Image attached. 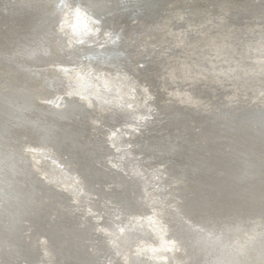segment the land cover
Wrapping results in <instances>:
<instances>
[{
  "label": "bare ground",
  "instance_id": "obj_1",
  "mask_svg": "<svg viewBox=\"0 0 264 264\" xmlns=\"http://www.w3.org/2000/svg\"><path fill=\"white\" fill-rule=\"evenodd\" d=\"M48 1V10L50 11L51 9L52 14L57 0ZM100 2L102 0H93V3L85 2V6H77L71 13H69V4H64L63 9L58 12V16L55 18L51 17L46 22H41L42 25L40 23L36 24V22L33 25H27V21H30L32 18H27L25 15L33 14L31 16H35V13H38L36 10H32V8L19 9V12H25L26 14L18 23L14 21V25H10L9 28L12 35L6 32L3 27L0 28V219H2L0 220V264H15L9 262L10 254L13 253L14 255L17 250H20V247H16L14 243L15 236L10 231L12 220L10 216L14 208L9 211L6 204L8 196L5 193L6 189L8 191L12 190L10 185L11 180L18 179V181H22L20 182L21 191H19L20 193L18 192L23 197L20 215L24 216L25 221H30L31 223L34 222V219H27L28 217L26 216L32 215L33 213L31 212L35 208L36 212H40L39 217H44L48 224L53 223L58 227L65 223L77 225V230H80V233L83 234L88 231L92 232L91 226L102 218V215L100 217L97 216L98 218L95 222L92 225L90 224V216L96 218L95 210L106 212L110 216L112 215L111 213H114L115 217L121 216L117 212L118 210L112 206V199L117 198V191L112 188L113 182L111 180L93 181L89 175L90 173L100 174L104 177L114 175L105 173L107 168L105 164H108V157L113 155L110 151L114 148L118 149V143H116L118 140L114 136H117V130L123 125V122L113 123V120H110L109 114L106 113L107 110H110V112L118 110L125 116L132 118H137L139 115L142 116L143 112L155 110L156 117L154 122L156 123L153 124L152 128L132 134L131 136L130 140L134 147V156L137 158L142 157V161L146 159H155L156 162L163 160L165 157L160 155L152 156L153 153H148V149L152 144L155 148L162 146L164 137L167 136L165 138L168 143L163 146L168 145V147H171L170 145L180 144L178 147L181 151L178 152L181 155L178 157L184 155L183 160L178 159L176 164L180 165L185 160L191 158L196 168L198 167L197 169L205 170L206 175L210 176V182L214 187L210 189L207 187V181L203 182L201 188L204 192L198 197L194 195L197 188L194 186L187 188L188 192L193 191L192 197V194L180 192L178 185L181 177L185 176L189 179L194 177L192 170L186 166L179 168V166L175 165L169 171L165 169V172L169 173V176L174 179L172 182L167 183L169 187H172V193L178 192L180 195H183L185 204H187L186 206H191L192 208L189 209L195 212L191 213L186 210L187 215H184L186 219L198 218L200 216L202 218L206 211L213 212L216 210L224 214V216L221 215L222 218L229 215L235 216L240 213L244 217L247 215H251V217L264 216V193L258 192L260 188L264 190V169L260 165L255 164L253 166L259 171L261 170L260 174H255L252 179L247 178L242 180L239 184L245 187L239 190H237L236 179L240 177L227 174L224 171L220 179L219 177L215 179L214 175V172H217L216 168H221V170L231 169L232 167L227 166L236 164L237 159L241 158L242 154L245 155L249 150L255 151L256 149V151L258 150L264 156V139L259 138V135L264 134V129H261L262 127L258 125L259 123L253 124L251 120L239 121L233 117L241 110L240 105H244L245 102L253 101L251 104H256L259 107V103L264 100V98H260V95H264V91L257 87L255 91H260L261 93L259 94H235L233 92L234 89H243L245 87V81L238 76L239 80L237 84H234L235 86L231 84L233 86L231 91L222 92L226 98H222L221 100L226 99V102H229L228 104L226 103L227 106H224L225 108L218 110L215 107V96H213L215 100L210 99L207 102V104L211 105L207 106L206 104L205 111L203 110L202 113L200 112L202 111L201 108L196 113L189 111L190 109H185L187 112L184 113L182 106L180 109H176L172 102L166 101L167 97L174 98L176 95L178 97L182 95L183 98L189 101L190 105L192 104L190 102L199 98L192 100L193 97L190 98L187 93L188 87L194 88L195 86L202 90L210 89V86L217 87L214 84L208 83L211 80L210 78H212L211 75L210 78L200 76L203 70L207 72H219V75L224 71L223 80L227 81L229 77L227 73L234 71L229 64L238 60L234 59L237 55L231 56L227 52L228 48L233 50L232 53L236 49L239 51V49L244 50L247 47L249 48L248 50L253 52H260L262 55L252 60L253 63L256 62L253 64V67L261 60H264V21H262L264 20V0H156L155 10L158 13L147 22L143 21L141 24L131 26L127 30L121 29V25L127 23H122L118 19L104 22L103 26L106 31L100 43L104 46L106 43V46L103 47L102 56L96 57L92 63H83L82 65L79 62V56L85 50H95L92 41H86L87 38H90V29H92L94 24L93 26L89 25V18L85 11L89 10L91 18L95 20V26L98 24V27L101 28L102 23L100 24V21L102 19L97 15V9L99 12L101 11L99 9ZM229 11L232 14L240 12L242 15H245L246 19L253 21V24H251L252 22L243 24L239 28L242 32L240 34L237 29L238 27H235L232 22L228 26L229 28H235L234 37L230 38V33H228V36L222 38V31H224L223 33L228 31H226L227 26L222 21L223 19L220 20V16L229 14ZM24 18L26 24L23 23V28L22 20ZM33 19L35 21L36 17ZM64 22H69L68 26ZM119 22L118 28H115ZM20 23V29L14 28V26ZM53 24H56L53 27L54 33L50 29ZM62 24L65 26L61 27ZM254 24L256 29H254ZM0 25H2L1 21ZM81 26L82 29H79ZM251 26L255 36L259 29L262 28L263 31L260 30L261 33L258 34L262 35L259 37L262 40L258 39V41L253 42L252 34L246 35ZM92 30L93 32L95 31L94 29ZM17 34L18 36H16ZM43 35H45L47 40L42 38ZM42 42L50 48V53L44 56L42 55L43 53H40L38 57H32V59L26 57L20 47L30 44V49L39 48L43 46ZM88 43L92 46L89 47L87 45L86 48V44ZM123 48L127 49L126 57L129 58L123 61L124 64L118 68V65L111 59L114 56L116 58L119 54L117 51L120 52L121 49L124 50ZM204 49L207 50L208 54L203 52L205 51ZM110 51L114 52L110 54ZM106 54L110 55L105 56ZM102 58L104 61H102ZM230 58L233 61H229ZM9 59H12L13 62L15 60L22 61L23 66L8 65ZM26 60L30 63L27 64L28 61ZM140 63L143 64L142 67L138 66ZM69 66L77 68L69 70ZM85 66L97 70L95 75L98 76V80L94 79L93 85L89 84L93 79L90 80L89 74H85L88 72L85 70ZM223 66L228 67V70H219V67L222 68ZM84 67V70L81 69ZM167 69L179 72L183 70L182 72L184 73L180 75L178 73L177 78L173 77L172 84H168V82H162L165 77H161L155 73L156 70L164 72ZM112 71L119 73L113 75V77L108 76L112 75L109 74ZM238 73L241 74V72ZM184 76L188 81L185 80ZM195 77L199 79L194 81ZM132 78L134 80H131ZM145 79H148L150 82H147ZM216 79L219 82L221 81L220 78ZM184 81L190 82V85L184 84ZM167 84L170 86H167ZM138 85H140L139 88L137 87ZM143 92H146V96L141 99L140 96ZM214 95L218 96L219 94L215 91ZM247 98L251 99L246 100ZM59 99L58 105L55 104L56 107H54L52 105L53 102ZM98 99H101L102 103L100 104L103 106L97 109L96 101ZM218 100L220 98H217V102H219ZM163 101L166 102L162 104ZM115 102L118 104L113 106ZM185 102L187 103V101ZM11 103H17V108L10 106ZM123 104L124 106H122ZM257 106H254V108ZM263 108L264 105L262 104L259 110L257 108L251 112L252 115L257 114L258 116L259 113H263ZM225 109L227 110L223 111ZM193 113L195 114L191 119ZM229 114L233 116H229ZM233 119L235 122L232 121ZM185 130L186 133L183 134ZM158 131L159 135H152ZM180 138L183 140L177 141ZM87 152L91 153L93 157L90 155L85 158L80 156H87ZM192 152L194 155L202 156L199 163L193 161ZM50 157L55 160L51 161ZM222 160L224 163L220 164L219 162H222ZM255 160H257L256 157ZM255 160L254 162H256ZM205 162L210 163V165ZM62 163L66 169H61L59 165ZM70 164L75 168L70 166ZM146 166L139 165V170H136L138 168L133 169L134 175L142 177V174H139V172L142 171L141 173H143ZM71 170L73 171L71 174L67 173ZM113 173L117 174L118 172L113 170ZM62 175H64L63 178L65 177L68 180L63 186L55 183L58 177ZM71 176H75L79 180L77 185L75 179L69 181ZM129 176L133 175L130 173ZM84 179L88 180L85 187L81 182ZM224 179L229 180L225 186L220 182ZM254 181H260L259 185L252 183ZM191 182L195 183L196 181L192 179ZM73 189H76L78 192L83 190L84 195L87 197L86 200H82L79 193V196H73ZM157 189H159L158 186ZM60 190L63 191L61 193L62 198H57L59 197L57 194L60 193ZM149 190L147 189L148 194H144L145 198L150 197L151 193ZM187 195L189 196L188 200L191 201L187 200ZM72 198L75 199V206L68 205V201L73 200ZM4 199L6 200L4 201ZM11 200L9 206L16 205L19 202L17 199ZM151 201L150 199L147 203L152 206L153 201ZM52 202L53 204H51ZM125 205L127 206V204ZM144 207L145 205L141 207L137 206L133 210H130L127 216L121 217V223L123 224L119 229L111 228V224L102 228V230L99 229V231H102L103 237H106L109 242L116 241L118 244L115 250L117 256L122 254L124 257H129L133 261V264H139L135 262L133 253L143 255L144 257L151 256L149 258L150 261L145 260L148 263L151 262V264H176L179 257H176L174 253L170 254L166 251L173 249L172 247L176 243L184 248H187V244L178 243L172 237L164 238L165 241L162 239L161 242L159 240V236L161 235L162 237L164 231H168L169 225L167 223L180 224L175 213H170L171 210L170 212L164 210L166 206H157L158 208L156 209L151 207L153 212ZM137 209L142 211H138ZM212 217H215V215ZM23 220L22 225L24 230L26 227L28 228V233L34 225L30 223L28 226H25ZM109 220L110 218L108 222ZM99 222H97L98 225ZM16 224H19L18 220ZM137 224H140V227ZM251 228L253 229V227ZM251 228L250 231L245 233V235H249L248 237H252L255 234V230ZM136 230L139 231L137 232ZM141 231L147 233V236L140 234ZM204 231L206 232V229ZM213 231L216 232L215 230ZM153 233L158 237L156 242L149 239V237L155 238ZM37 234L40 233L38 232ZM28 235L30 236L31 233H28ZM28 235L26 234L25 236ZM102 235L100 233V236ZM38 236L29 237L31 244H27L28 247L35 250L40 249L43 259L37 264H48L49 261H51V264H84L80 261H67L62 256L66 252V249H63L64 247L70 253H74L80 260L83 259L89 262L86 264H94L95 262V248L91 250V253L84 254L87 244L84 238H80L75 242L77 247L74 251V245L70 244L72 239H70L68 234L55 235L54 238L57 239L54 240L49 239L47 235ZM150 240L153 242L152 244L147 243ZM220 242L217 243L221 244L222 253L226 255L225 246L230 245L234 241L228 242L229 244ZM40 243H45L47 246L41 250V248H37L36 246V244ZM8 249L11 250L8 251ZM80 252H83L84 255L80 254ZM172 257L173 260H170ZM185 257L186 255L183 258ZM14 258L15 260L17 259L16 257ZM57 258L62 259L61 263L55 262V259L58 260ZM189 258L185 259L190 260ZM235 260L237 263L244 264L237 259Z\"/></svg>",
  "mask_w": 264,
  "mask_h": 264
},
{
  "label": "water",
  "instance_id": "obj_2",
  "mask_svg": "<svg viewBox=\"0 0 264 264\" xmlns=\"http://www.w3.org/2000/svg\"><path fill=\"white\" fill-rule=\"evenodd\" d=\"M71 1H74V0H59V2L57 0L56 1V7H54L55 9L51 14V9H50V11L48 10V8H49V6H48L49 1L48 0H0V21L2 22V25H0V28L3 27L6 32L11 34V29L9 27H10V25H14V21H17V23H18V21L24 17V15L26 13L25 12L24 13L19 12V9H24V8H26V9L32 8V10H36L39 13V14L35 13V16H31L33 14L25 15V17H27V18L28 17L32 18L30 21H27L28 22L27 25L28 24L33 25V24H35V22H36V24L40 23L42 25L41 22H46V20H49L51 17L55 18L56 16H58V14H59L58 12H60V10L63 9L64 4H68ZM57 2H58V5H57ZM85 2L86 3L87 2L93 3V0H83L82 3H85ZM155 6H156V0H109V1L102 0V2H100V5H99V9L101 11L99 12V10L97 9V11H98L97 15L100 17V19H109V18H112L115 20L118 19L122 23H125V22L128 23L131 20H139L140 22H143V21L147 22V21L153 19L151 17L158 13L157 10H155ZM4 11H7V12H4ZM229 12L230 13L227 15H222L223 17L220 16L221 18L219 17L220 20L223 19L222 21L225 22V25L227 26L226 31H228L226 33H223L224 31H222V34H221L222 38H225L226 36H228V33H230V38L234 37V29L235 28H229V26H228L232 22H233V25L235 27H238L237 29H238V32L240 34L242 32L239 28L243 24H248L251 22H252L251 24H253V21H251L250 19H246L245 15H242L240 12H238L237 14H232L231 11H229ZM34 17H36L37 21L36 20L34 21V19H33ZM219 18H218V20H219ZM24 20H25V18L22 20V24L23 23L26 24V20L25 21ZM262 21H264V20H262ZM118 24H120V22L116 24L115 28H118ZM55 25L56 24H53V26L50 28L52 33H54L53 27ZM16 26H18V27H16ZM16 26H14V28L20 29L21 23L17 24ZM22 26L24 28V24ZM121 26H122V28H121L122 30H124V29L127 30L131 27V26H127V24H124ZM254 26H255V24H254ZM115 28H113V29H115ZM254 29H256V26L254 27ZM260 30H262V28L259 29L257 35L255 36L254 32L252 31V26H251V28L248 30L246 35L248 36V35L252 34L251 37H253L252 38L253 42L256 40L258 41L259 37L262 36V35H258L261 33ZM18 34H20V33H18ZM18 34L16 36H18ZM8 38H10V37L8 36ZM42 38L46 39L45 35H43ZM156 39H158V38H156ZM259 40H262V39H259ZM8 41H10V40H8ZM42 43H43V46H40L39 48L30 49V44L29 45L25 44V45H22L20 47H21L22 52H24L25 56L30 57L32 59V57H35V58L38 57V55L40 53H43L42 54L43 56L48 55L50 53V48H48V46L45 45L44 42H42ZM105 46H106V43H105ZM238 48H239V46H238ZM123 49L124 50L121 49L120 52L117 51V53H119V54L116 58L114 56L111 59L115 62V64L118 65L117 66L118 68L124 64L123 61H126V59L129 58V57H126L127 49L126 48H123ZM248 49H249L248 47L245 48L244 50L239 49V51H237V49H236L237 52L235 51L234 53H232V51H233L232 49H229V48L227 49V52L230 53L231 56L237 55L234 58L235 60L238 59L236 62H231L229 64L230 66H232L234 71L227 73L229 75L227 81L223 80V78H224L223 75H225V74H223L224 71H222L220 73V75H219V72H216V73L215 72H207L206 70L201 71L202 73L200 76L210 78V75H211L212 78H210L211 80L208 81V83L214 84L217 87H215V86L211 87L210 86V89H207V90H202L199 87H195V86H194V88L188 87L187 93L190 96V98L193 97L192 100L195 98H199L198 100L195 99V101L190 102V103H192V104H190L192 106L189 105V103H188L189 101L186 100L185 98H183L182 95H180L179 97L176 95L174 98L167 97L166 101L172 102V104L175 105L176 109H180V107L182 106L184 108V113L187 112V111H185V109H187V110L190 109L189 111H194L196 113L197 111L200 110V108L202 109V111H200L202 113L204 108H206L205 106H206L207 102L210 99H213V96H215L216 97V104H214L215 107H217L218 110L225 108L229 102L227 103L226 99L221 100L222 98H226V96H224L225 94L224 93L222 94V92L227 91V90L231 91L232 87L235 86L239 80L238 76H240V78H242L243 81H245V83H244L245 87L243 89H240V88L234 89L233 92L235 94L240 95V93H241V95H242V93H244V94H252V93H258L259 94V93H261L260 91H255V90L257 89V87H259L260 90L264 91V71H263L264 70V60L263 61L261 60L260 62H258L253 67V64H255L256 62L253 63L252 60H254V58H256L257 56L260 57L262 54L260 52L256 53V52H253V51L248 50ZM111 52H114V51H110V54H111ZM203 52L205 54H208L207 50H205ZM102 53H103V49L100 50V49L95 48V50H85V52L79 56V61L84 62V63H92L95 61L96 57L102 56L101 55ZM104 54H105V52H104ZM110 54H106L105 56H109ZM111 60H110V62H112ZM9 61L10 62L9 63L7 62V64L10 66L12 64H14V66H23L22 61L15 60L13 62L12 59H9ZM26 61H28V60H26ZM102 61H104L103 58H102ZM229 61H233L232 58H230ZM28 63H30V62L28 61L27 64ZM27 64H26V66H28ZM153 66H155V65H153ZM220 69L221 70L224 69L225 71H227L228 67H225V66H223L222 68L219 67V70ZM183 70H185V69L183 68ZM182 71L179 72L177 70H172V69L168 70L167 69L164 72L156 70L155 73L161 77H165V79L162 80V82H165V83L168 82V84H172L173 77L177 78L178 73H179V75L184 73ZM238 72H241V74ZM242 73H243V77H242ZM196 78L197 77L194 78V81L199 79V78L198 79H196ZM216 78H220L221 81L220 82L217 81ZM131 80H134V78H132ZM145 80L147 82H150L148 79H145ZM185 80L188 81V79L186 77H185ZM187 81H184V84L190 83ZM168 84H167V86H170ZM231 84H233V86H231ZM139 86L140 85H138L137 87L139 88ZM155 87H157V86H155ZM189 88H191V89H189ZM220 90H222V91H220ZM215 91L217 94H219L218 96L214 95ZM143 94H146V92L145 93L143 92ZM217 98H220V100H218L219 102H217ZM260 98H264V95H260ZM250 99L247 98L246 100H250ZM213 100H215V99H213ZM185 101H187V103ZM165 102L163 101L162 104ZM181 102H183V103L180 106H178ZM252 102L253 101H249L247 103L245 102L246 104L244 103V105H240L241 110L238 111L235 116L230 115V114H229V116H233L234 118L238 119L239 121L240 120H243V121L251 120V123L252 122H253V124L259 123L258 125H260V127H262L261 129H264V112L259 113L258 116H257V114L252 115V113H251L252 111H254L257 108H258L257 110H259L260 106H262V104L264 105V100L259 103V107L256 104L252 105L251 104ZM16 104L11 103L10 106H14L15 108H17ZM96 105H97V109L100 108V105L98 103H96ZM208 105H211V104H207V106ZM254 106H257V107L254 108ZM226 110L227 109H225L223 111H226ZM262 110H264V108ZM108 111L109 110H107V112ZM195 113H193L191 115V119L193 118ZM232 121L235 122L234 119ZM154 123H156V122H154ZM152 126L150 128H152ZM159 131L157 133L155 132V134H152V135H154V136L159 135ZM184 133H186V130L183 132V134ZM181 136H183V135H181ZM165 137H167V136H165ZM165 137H164V140L162 142V146L155 148L152 144L150 146V148L148 149V153H153L152 156L160 155V156H163L165 158L161 161L156 162L155 159H149V160L146 159V160L142 161V157H138V158L135 157V158H137L138 162L141 161L139 164L140 165H147V166L150 164H155V163L161 164V165L163 164V166H165V169L168 171L170 169H172V167H175V166H179V168H181L183 166L190 168L194 174V177L192 179H195L196 182L192 183L191 182L192 179H189V178L183 176V177H181V180L179 181L178 185H179L180 192L183 191L184 194H186V192H187V194H192V197H193V191L188 192L189 190H187V188H190L193 186L195 188H197V191L194 192V195L197 197L204 192V190H202V188H201V185L203 184V182L207 181V187L212 189L214 187V185H212V183L210 182V179H209L210 176L208 177L206 175L205 170L197 169L198 167L196 168V166L192 162L191 158L189 160H185L180 165L176 164L178 159H180L182 161L184 158V155L181 156L182 158L178 157L181 155V153L179 154V152H178V151H181L180 148L178 147V145H180V144H176L173 146L170 145L171 147H168V145L163 146L164 144L168 143L166 141ZM259 138L264 139V134L259 135ZM182 140L183 139L180 138L177 141H182ZM75 144H77V143L75 142ZM72 145H73V143H72ZM166 148H167V150H166ZM110 152L113 154L114 151L112 150ZM89 155L91 157H93V155L89 152H87V156H84V155H80V156L85 158V157H89ZM192 155H193V157H192L193 161H196L197 163H199L202 156L201 155H194L193 152H192ZM255 157L257 158V160H255ZM254 160L256 162H254ZM205 163H207V162H205ZM219 163L223 164L224 161L222 160V162H219ZM207 164L210 165V163H207ZM255 164L260 165L262 167V169H264V156L258 150L256 151V149H255V151L249 150L245 153V155L242 154V157L237 159L236 164H234L232 166H227V167H232L231 169L221 170V168H216L217 172H214L215 179H217L218 177L220 179L223 176V174H222L223 171L227 174H231V175H234L236 177H240V178L236 179V183L238 186L237 190H239L242 187H245V186H241L239 184L242 180H245L247 178L252 179L255 174H260L261 170L259 171L257 168L253 167V166H255ZM105 166L108 168V169L106 168L107 171L105 170V173L106 174L110 173V174H114V175H111L109 177H104L103 175H100V174L98 175L95 173H90L89 175L93 179V181H97V182L98 181H104V180H107V181L111 180L113 182L112 188L115 191H117L114 184H116L118 182V180L120 179L121 172L117 169H114V167L110 166L109 164H105ZM98 167H100V166H98ZM73 168H75V167L73 166ZM113 170L118 172L117 173L118 176H117V174L113 173ZM186 170L188 171V169H186ZM109 171H111V172H109ZM139 174H140V172H139ZM166 174L168 175V178L170 179L171 177L169 176V173H166ZM134 176H136L137 178H140L139 175H134ZM59 180H60V176L58 177L57 181H59ZM173 180H174L173 178L170 179V182H172ZM228 181L229 180L224 179L220 182L223 183L225 186L228 183ZM20 182H22V181H18V179L11 180L10 185L12 187L11 188L12 190L8 191L6 189V193H5L6 196H8L7 202H6V204L8 206V210L10 211V209L14 208V210L10 216V218L12 219L10 231H11L12 235L15 236L14 243L16 244V247H20V250L19 251L17 250V252L14 255H13V253L10 254L9 262L15 263V264H17V262L20 260V258H26L27 257V259H30V258L34 257L38 260L43 259L41 257V254H40V249L35 250L34 248L27 246V244H29V245L31 244V241L28 238H26V236L23 234L24 227L22 225L23 224L22 220L24 219V216L20 215L23 197L20 194H18V192L21 191ZM81 182H82V185L85 187L86 186L85 184H87L88 180L84 179V180H81ZM259 182L260 181H254L252 183L259 185ZM234 185H236V184H234ZM129 186H128L129 189H131V188L134 189V187H132L134 185H129ZM76 189H73L72 192L74 193V191ZM166 190L169 191V193L167 192L168 196H170V198H173L176 201L177 207L175 208V210H173L171 212L166 207L164 208V210H166L167 212H170V213H175V216H176L177 220L180 222V224L167 223L169 225L168 231H164L163 236L162 237H161V235L159 236V240L161 242L162 239H163V241H165L164 238H169V237L171 238L172 237L173 239H175V241L177 240L176 242H178V243L187 244V248H184L181 245L176 243V245H173V247H172L173 249H168V251H166V252H169L170 254L174 253V255H176V257H179V258L181 256H185V255L190 256V257H194V258H191L192 264H240V263H237L235 259L239 260L241 263H244V264H255V263L256 264H264V216H262V217L261 216L260 217L252 216L251 217V215H249V216L247 215L244 217L240 213L241 215L240 214H236L235 216L229 215L227 217L222 218L221 215L224 216V214L220 213L219 210H216L213 212L206 211L203 214L202 218L200 216L198 218L186 219L184 217V215H187L186 210H188L191 213H195L194 211L189 209L192 207L189 205H188V207L186 206L187 204H185V201L183 199L184 198L183 195H180V193H178V192L172 193V191H171L172 187H169L167 185ZM209 192H210V190H209ZM258 192L264 193V190L262 188H260L258 190ZM258 192H257V194H258ZM61 193H63V191L60 190L59 194H61ZM188 197L189 196L187 195V200H188ZM11 199H13V200L17 199L19 202H17L16 205L9 206L10 202L12 201ZM131 199L132 198H131L130 192L128 194H126V191L121 192V194L119 192H117V198L112 199V202L120 201V200L130 201ZM150 199H151V195H150V197L149 196L147 197V201ZM5 200L6 199H4V201ZM188 201H191V200H188ZM146 203L147 202L144 201L142 204H138L137 206L141 207L143 205H146ZM51 204H53V202ZM74 204H75V199L71 200L70 202L68 201V205L75 206ZM148 205H149V207L151 206L149 203H148ZM9 207H11V208H9ZM138 211H142V210H138ZM37 214H39V215H37ZM214 215H215V217H212ZM39 216H40V212L34 213V214H32L30 216H26V217H28L27 219L33 218L34 221L37 218L44 220V217H39ZM0 220H2V219H0ZM17 220H18L19 224H16ZM50 226H51V228H49V229L51 231H54L53 233L56 235L61 236L64 234H68L70 236V239H72V242L70 244L74 245V251H75V249L77 247V244L75 242L77 240L73 237L77 236V234L80 233V230H77V228H78L77 225H73V224L68 225L65 223L64 225H60V227H58V226L54 225L53 223H51L49 225V227ZM251 227H253V229ZM250 228L252 230H255V234L252 237H248L249 235L247 236V234L245 235V233L247 231H250ZM35 229H36V226H34V230ZM204 229H206V232L204 231ZM213 230H215L216 232H214ZM162 232H163V230H162ZM140 234L147 236L146 235L147 233H144V231H141ZM42 235H47L48 238L51 240L57 239V238H54L55 236L51 232L50 233L45 232ZM153 236H155V238H151L149 236L148 237L152 241L156 242L158 240V237L155 233H153ZM240 237H241V239H240ZM220 241H222L226 244H229L228 242L234 241L230 245L225 246L226 247V249H225L226 255H224L222 253L223 249L220 248L221 244L217 243V242L221 243ZM52 243H54V242L52 241ZM36 246H37V248H41V250H42V248L44 249V247L47 245L45 243H40V244H36ZM63 249L64 250L66 249V252L63 253L62 256L65 257L67 261H72V262L80 261L81 263H84V264L89 263L86 260H83V259L80 260L74 253H72V252L70 253L66 247H64ZM120 249H122V248H120ZM9 250H11V249H8V251ZM81 253L83 255V252H80V254ZM192 254H195V255H192ZM133 255L135 256L134 258H135L136 263L151 264V262L148 263L147 261H145V260L150 261L149 258H151V256L150 257H147V256L144 257L143 255H137L136 253H133ZM118 256H120V258L122 260H124L123 261L124 264H133V261L129 257L128 258L124 257L122 254L118 255ZM14 257H16L17 259L15 260ZM234 257H236V258H234ZM57 259L62 261V259H59V258H57ZM58 260L55 259V262L58 263ZM170 260H173V257L170 258ZM48 264H51V261H49ZM176 264H178V263H176Z\"/></svg>",
  "mask_w": 264,
  "mask_h": 264
},
{
  "label": "rangeland",
  "instance_id": "obj_3",
  "mask_svg": "<svg viewBox=\"0 0 264 264\" xmlns=\"http://www.w3.org/2000/svg\"><path fill=\"white\" fill-rule=\"evenodd\" d=\"M83 2V0H74V1H71V2H69L68 4V6H69V13H71V12H73L72 10L76 7L77 8V6H81V7H83V6H85L84 5V3H82ZM87 9V8H86ZM84 11H85V9H84ZM85 13H86V15H87V17L89 18V25L90 26H93V24H94V26L92 27V29H94L95 31L93 32V30L92 29H90L91 30V35H90V38H92V39H90V38H87V40L86 41H92V44L94 45V47L96 48V49H103V47H105L103 44H101L100 42H101V40H102V36L104 35V33H105V31H106V29H105V27L103 26V23L104 22H106V21H111V20H115V19H112V18H109V19H106V20H104V19H102L101 21H100V24H101V28H99L98 27V24H97V26H95V20H93L92 18H91V13L89 12V10L87 9L86 11H85ZM64 24L66 25V26H68V24H69V22L67 23V22H64ZM64 24H62L61 25V27H63V26H65ZM139 24H141V22L139 21V20H131V21H129L128 23H127V26H135V25H139ZM79 29H82V26L81 27H79ZM120 31V30H119ZM99 38H101V39H99ZM97 38V39H96ZM100 43V44H99ZM99 44V45H98ZM87 45H89V47L90 46H92L91 44H87ZM87 45H86V47H87ZM82 46V45H81ZM100 47H102V48H100ZM80 62V61H79ZM83 63L84 62H80V64H82L83 65ZM138 66H140V67H142L143 66V64L142 63H140ZM85 67H86V69H85ZM84 68H81V69H85L86 71H88V72H86L85 74H89V77H90V80L91 79H93V80H91L92 82H90L89 84L90 85H93V81H95V80H98V76H96L95 74L97 73V70L95 69H91L89 66L87 67V66H85ZM73 69H76L77 67H72ZM70 66L68 67V69L70 70V69H72ZM79 68V67H78ZM91 71V72H90ZM117 73H119V72H116V71H112L111 73H109V74H112V75H108V76H112L113 77V75H117ZM95 79V80H94ZM144 96H146L145 94H141V96H140V98L142 99V98H144ZM144 100V99H143ZM142 100V101H143ZM59 101H60V99L57 101V100H55L54 102H53V104L52 105H54V107H56V105L55 104H57L58 105V103H59ZM103 102H106V101H104V100H102ZM115 101V100H114ZM97 103L100 105V107H102L101 106V104L100 103H102L101 102V99L99 100L98 99V101H97ZM105 104V103H104ZM118 104L117 102H115V103H113V106H116V105ZM122 106H124V104L122 105ZM113 112V113H112ZM108 114H109V116H110V120L113 122V123H119L120 121H122L123 122V125L119 128V130H117V142L116 143H118L117 145H118V149H112L114 152H113V155H110L108 158L110 159V161H109V159H108V164L110 165V166H112V167H114V169H117V170H119L120 172H121V176H120V179L118 180V182L116 183V184H114V186L115 187H117V192H119L120 194H121V192H125L126 191V194H128L129 192L131 193V202L130 201H126V200H120V202L122 203H120L119 201H114L113 203H112V206L114 207V209H116V210H118L117 212L121 215L120 217H115L114 216V213H111L112 215L110 216V215H107L106 214V212H101L100 210H95V217L96 218H92V216H90V219L89 220H91V225H92V223H94L95 222V220L98 218V217H100L101 215V217L102 218H100L99 220H97L96 221V224H94V225H92L91 226V230H92V232L91 231H88V232H85V233H83V234H81V233H78L77 234V236H74L73 238H75L76 240H78V239H80V238H84L85 239V243H87L86 244V250L84 251V254H89V253H91L92 251V249H96V253H95V255H96V257H95V255H94V258H95V262H94V264H123V260L121 259V258H118V257H120V256H117V254L115 253L116 251V247H118L117 245V243H116V241L115 242H109L108 241V239L106 238V237H103V235H102V228H105L107 225H111L112 227L111 228H114V229H119L120 227H122V224L123 223H121V217L122 218H124L125 216H127L129 213L128 212H130V210H133L134 208H136L137 207V205L138 204H142L144 201L145 202H148L147 201V198H145V196H144V194H148V191H147V189H150L149 191H150V193H151V200L153 201H151L152 202V206H150L149 207V205H148V203H146V205H145V209H147V210H149L150 212H153V209L151 208V207H154L155 209L156 208H158V207H161V206H166L167 207V209L170 211H173V210H175V208L177 207L176 206V201L173 199V198H170V196H168V194H167V192L169 193V191H167L166 190V188H167V183H170V179H172V177L169 179L168 178V175L166 174V172H165V168H164V166L163 165H161V164H150V165H148V166H146V167H144V170H143V173H141L140 172V174H142V177H140V178H137L136 176H134V170L133 169H136V168H138V169H136V170H139V162L137 161V158H135V156H134V154H133V150H134V147H133V145L131 144V136H132V134H135V133H140V132H143V131H146L147 129H149L153 124H154V120H155V117H156V111L155 110H151V111H146V112H143L144 114H142V116L141 115H139L137 118L135 117V118H132V117H127V116H125L124 114H122V112L121 111H118V110H113V111H111L110 112V110H109V112H107ZM111 113V114H110ZM117 113V114H116ZM146 113V114H145ZM116 115H118V116H116ZM123 117H122V116ZM137 124H138V126H137ZM128 125V126H127ZM132 127V128H131ZM131 130V131H130ZM135 130V131H134ZM139 132H138V131ZM126 132V133H125ZM128 132V133H127ZM134 132V133H133ZM119 133H120V135H119ZM127 134V135H126ZM126 136V137H125ZM114 137H116V136H114ZM125 138V139H124ZM122 139V140H121ZM125 140V141H124ZM120 153V154H119ZM49 159H51V161H53V160H55L54 158H52V157H50ZM122 161V162H121ZM136 161V162H135ZM125 162H127V163H125ZM122 163V164H121ZM121 164V165H120ZM135 164H137V165H135ZM131 165V166H130ZM59 166H61V169L63 170V169H66V167L64 166V164L62 163V164H60ZM63 166V167H62ZM70 166H72L73 167V165L72 164H70ZM135 166V167H134ZM128 170H127V169ZM132 168V169H131ZM147 168V169H146ZM131 169V170H130ZM56 170V169H55ZM127 170V171H126ZM145 170H146V172H145ZM148 171V172H147ZM71 172H73L72 170L70 171V172H67V173H69V174H71ZM131 173V175H133V176H129L130 175V173ZM151 173V174H150ZM157 175V176H156ZM64 176V175H63ZM63 176L61 177L60 176V180L59 181H57V182H55L56 184H58V185H64L65 184V182H67L68 180L64 177L63 178ZM69 176V175H68ZM148 176V177H147ZM127 178V179H126ZM133 178V179H132ZM73 179H75V183H76V185L78 184V182H79V180L78 179H76L75 178V176H71L70 178H69V181H72ZM123 179V180H122ZM126 179V180H125ZM120 180H121V182H120ZM140 180V181H139ZM139 181V182H138ZM149 183H148V182ZM129 184H128V183ZM137 182V183H136ZM156 184H155V183ZM120 183V184H119ZM122 183V184H121ZM148 183V184H147ZM154 183V184H153ZM162 184V185H161ZM117 185H120V186H117ZM129 185H134V186H132V187H134V189H129ZM129 186V187H128ZM157 186H158V188L159 189H157ZM120 187V188H119ZM125 187V188H124ZM155 187V188H154ZM123 188V189H122ZM152 188V189H151ZM133 190V191H132ZM142 191V192H141ZM33 193V192H32ZM81 194V198H82V200H86V196L84 195V192H83V190H81V191H77V190H75L74 191V193H73V196H79V194ZM133 193V194H132ZM77 194V195H76ZM123 194V193H122ZM62 194H58L57 196H59V197H57V198H62V196H61ZM136 197H135V196ZM155 196H157V197H155ZM135 197V198H134ZM153 197H155V198H153ZM138 198H139V200H140V202H139V200H138ZM141 198V199H140ZM146 199V200H144V199ZM155 199V200H154ZM157 199H159V200H157ZM94 201H96V200H94ZM123 201V202H122ZM138 201V202H137ZM156 201H157V203H156ZM136 202H137V204H136ZM124 203V204H123ZM160 203V204H159ZM116 204V205H115ZM119 204H120V206H119ZM125 204H127V206L125 205ZM170 204V205H169ZM115 205V206H114ZM122 206V207H121ZM126 206V207H125ZM131 206V208H129ZM158 206V207H157ZM133 207V208H132ZM122 209V210H121ZM124 209V210H123ZM12 209H10V211H11ZM120 210V211H119ZM138 210V209H137ZM140 210V209H139ZM125 212V213H124ZM127 212V213H126ZM31 213H39V212H36V210H35V208L33 209V212H31ZM104 213V214H103ZM123 215H122V214ZM125 214V215H124ZM104 215H105V217H104ZM155 215V214H154ZM98 216V217H97ZM106 216H107V218H106ZM106 218V219H105ZM110 218V220H109V222H108V219ZM113 218H115V219H113ZM94 219V220H93ZM45 220V219H44ZM41 220V219H36L33 223H31L30 221H25V219H24V224H25V226H28L30 223L32 224V225H34V226H36V229L34 230V227H32V230H30V231H28V233L30 234L31 233V235L29 236L28 235V233H27V227L25 228V230H23V234L24 235H28V236H26L28 239H29V237H36V236H38V235H42L43 233H45V232H51L54 236L56 235V234H54L53 233V231H51L49 228H51V226L49 227V225L50 224H48V222L45 220ZM93 220V221H92ZM104 220V221H103ZM113 220V221H112ZM98 221H100L99 222V225L97 224V222ZM103 221V222H102ZM119 223H121V224H119ZM115 225V226H114ZM140 224H137V226H139ZM53 226V225H52ZM100 226V227H99ZM140 227V226H139ZM99 229H101L100 231H99ZM137 232L139 231V230H136ZM135 231V232H136ZM40 233V234H37V233ZM87 233V234H86ZM92 233V234H91ZM100 233H101V235L102 236H100ZM78 236H80L79 238H78ZM87 236V237H86ZM98 236V237H97ZM39 237V236H38ZM97 237V238H96ZM99 237H101V238H99ZM99 238V239H98ZM102 239H104V240H102ZM106 239H107V241H106ZM83 240V239H82ZM94 240H95V242H94ZM101 240V241H100ZM97 241V242H96ZM99 241V242H98ZM151 241V240H150ZM147 241V243H150V244H152L153 242L151 241ZM101 242V243H100ZM105 242V243H104ZM95 243V244H94ZM97 243V244H96ZM109 243V244H108ZM107 244V245H106ZM91 245V246H90ZM93 245H94V247H93ZM141 245V244H140ZM108 246H109V248H108ZM114 246H115V248H114ZM97 247V248H96ZM102 247H103V249H102ZM113 247V248H112ZM142 247V246H141ZM106 248V249H105ZM98 249V250H97ZM109 249V250H108ZM137 249V248H136ZM88 250V251H87ZM111 250V251H110ZM113 250V251H112ZM109 253V254H108ZM83 254V255H84ZM99 254V255H98ZM113 254H114V256H113ZM138 255V254H137ZM140 255V254H139ZM112 257V258H111ZM184 256H182V257H180L179 259H180V261H179V259H177V263H179V264H183L184 263V261H185V263L186 264H192V260H191V258H189V257H185V258H189L190 260H187V259H185V258H183ZM107 258H109V259H107ZM111 259V260H110ZM34 262H33V261ZM117 262H115V261ZM36 261V262H35ZM107 261V262H106ZM191 261V262H190ZM61 261L60 260H58V263H60ZM93 262V261H92ZM37 263H40V260H38V259H36V258H31V259H28L27 260V257L26 258H20V260L17 262V264H37ZM184 263V264H185Z\"/></svg>",
  "mask_w": 264,
  "mask_h": 264
}]
</instances>
